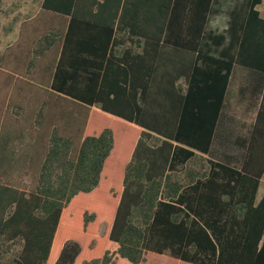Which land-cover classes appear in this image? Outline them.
<instances>
[{
    "label": "trees",
    "instance_id": "trees-1",
    "mask_svg": "<svg viewBox=\"0 0 264 264\" xmlns=\"http://www.w3.org/2000/svg\"><path fill=\"white\" fill-rule=\"evenodd\" d=\"M228 1L41 0L66 28L24 66L59 40L49 88L79 108L40 131L26 189L0 166V264H264V16Z\"/></svg>",
    "mask_w": 264,
    "mask_h": 264
},
{
    "label": "crops",
    "instance_id": "crops-1",
    "mask_svg": "<svg viewBox=\"0 0 264 264\" xmlns=\"http://www.w3.org/2000/svg\"><path fill=\"white\" fill-rule=\"evenodd\" d=\"M260 1L256 10L262 18L264 16V0ZM32 4H34L33 1L28 0H10L4 5L3 10L0 9V14L3 17L0 22L2 46V48L0 46V57L3 52L4 56L2 58H6L8 65L7 68L2 69V63L0 64V135L4 136V148L1 149L3 154H1L0 160L6 164L7 157L10 158L8 154V152H11V148L8 147L10 145V134L7 132L8 130L9 133L16 131L19 136L11 138H13L12 143H18L20 146L21 155L17 157V161L20 160L19 167L23 169L29 166V162L33 158L32 155L38 148L41 137L40 131H49L56 128L61 132L65 131L66 134L73 132L74 110L79 108L74 102L55 94L49 88L51 74L60 56L61 44L59 40L56 39L53 46L34 61L35 66L33 68L27 70L24 66V61L28 63L32 59L30 51L41 33L53 29L64 31L66 28V22L62 21V25H60V19L57 15L41 10V0L38 3V8L34 6L36 10L32 8ZM226 4L229 5L228 0ZM42 15L46 16L47 20ZM211 23L213 28H217L218 32H221L227 29L228 19L223 16L215 17ZM234 71L235 77L231 82V89L236 90L244 84L246 70L235 66ZM20 75H22V79H20ZM32 76L36 77L38 81L34 88L36 89V96L31 101L29 88H27L24 81ZM53 103L66 104L68 110H70V118L66 116L61 123L58 120L52 122L50 108ZM28 104H33V106L28 108ZM92 111L99 113L96 108L92 107L88 111V115ZM40 113L42 118L39 127L36 120H38L37 116ZM3 131H5V134H2ZM6 166L3 164L2 167ZM22 177L27 178L25 172L22 173ZM263 194L264 189L262 190L261 178L255 197L256 204L262 199Z\"/></svg>",
    "mask_w": 264,
    "mask_h": 264
},
{
    "label": "rangeland",
    "instance_id": "rangeland-1",
    "mask_svg": "<svg viewBox=\"0 0 264 264\" xmlns=\"http://www.w3.org/2000/svg\"><path fill=\"white\" fill-rule=\"evenodd\" d=\"M9 1L10 0H0V9L3 10L4 7H5L4 5L7 2H9ZM28 1H33V3H34V4H32V6H33L32 8L33 9L36 10V8L34 6H37V8H38V3L40 2V0H28ZM42 17L47 20L46 16L42 15ZM2 19H3V17L0 14V22L2 21ZM62 21H63L62 19L59 20L60 25H62ZM0 46H1V40H0ZM1 48H2V46H1ZM2 53H1V57H0V64L2 63L1 68L4 69V68H7L6 66H8V65L6 63V58H4V57L2 58V56H4V54H2ZM17 74H19V73H17ZM21 76L22 75H20V77ZM20 79H22V77ZM37 81H38V79L36 77H34V76H32L30 78L28 77V79H25V81H24L26 86H27V88H30V96H31L30 100L31 101H32V98L36 96V93H35L36 89H34V88H35V86L37 84ZM31 106H33V104L32 105L28 104V108L31 107ZM5 130H7V129H5ZM7 133L10 134V139H9L10 140L9 141L10 145L8 147L11 148V152H8L10 158L7 157V160L5 161L6 164L3 163L0 160V166L1 167L3 166V164H4V166L7 165L6 167H2L1 168L2 173H3V180H5V182L10 183L13 186L21 187V188H25L26 189L30 185L31 178L29 176H27V178H25V179L22 177V173H24V171L26 169H23V168L19 167V164L21 162H19L20 160L17 161V157L18 156L20 157V155H21V151H19L20 150V146L18 145V143H15V142L12 143L13 138H11V137H14V136H19V134L17 135L16 131L12 132V133L11 132L9 133V130H8ZM7 133H6V135H7ZM2 134H5V131H3ZM3 138H4V136H1V139H0V159H1V154H3L1 149L4 148V144H3L4 139ZM263 189H264V174H263V177H262V190ZM102 232H103V230H101L100 235H102ZM148 264H167V262L162 260V259H159V261H152L151 260V261L148 262Z\"/></svg>",
    "mask_w": 264,
    "mask_h": 264
}]
</instances>
